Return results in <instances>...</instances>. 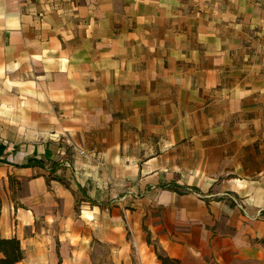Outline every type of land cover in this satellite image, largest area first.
<instances>
[{"label": "crops", "instance_id": "crops-1", "mask_svg": "<svg viewBox=\"0 0 264 264\" xmlns=\"http://www.w3.org/2000/svg\"><path fill=\"white\" fill-rule=\"evenodd\" d=\"M0 237L264 264V0H0Z\"/></svg>", "mask_w": 264, "mask_h": 264}, {"label": "trees", "instance_id": "trees-1", "mask_svg": "<svg viewBox=\"0 0 264 264\" xmlns=\"http://www.w3.org/2000/svg\"><path fill=\"white\" fill-rule=\"evenodd\" d=\"M148 243L150 241L148 239ZM155 255L160 264H183L180 260L160 254L155 249ZM23 259L20 240L16 237L4 239L0 237V264H17Z\"/></svg>", "mask_w": 264, "mask_h": 264}, {"label": "rangeland", "instance_id": "rangeland-1", "mask_svg": "<svg viewBox=\"0 0 264 264\" xmlns=\"http://www.w3.org/2000/svg\"><path fill=\"white\" fill-rule=\"evenodd\" d=\"M165 187V186H164ZM163 188V186H162ZM81 200L83 199H78V204H80ZM156 213H153L152 214V217H155ZM26 236H28V234L26 233ZM26 248H29V245H26ZM93 256V255H92ZM97 256V255H96ZM99 256V255H98ZM152 256V254H151ZM95 258V257H94ZM98 258V257H97ZM99 259L101 260V263L102 264H112V252L110 251V249L108 248H104V249H101L100 251V256H99ZM144 262H148L147 261V257L146 255L144 256ZM25 264H29V263H25ZM132 264H135V260H133V263ZM147 264V263H146Z\"/></svg>", "mask_w": 264, "mask_h": 264}]
</instances>
